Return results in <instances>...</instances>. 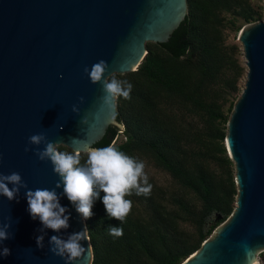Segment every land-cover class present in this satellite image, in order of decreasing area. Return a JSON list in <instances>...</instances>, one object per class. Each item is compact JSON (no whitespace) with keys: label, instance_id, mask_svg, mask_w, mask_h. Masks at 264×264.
Returning <instances> with one entry per match:
<instances>
[{"label":"water","instance_id":"95a60500","mask_svg":"<svg viewBox=\"0 0 264 264\" xmlns=\"http://www.w3.org/2000/svg\"><path fill=\"white\" fill-rule=\"evenodd\" d=\"M187 0H0V172L17 171L29 189L53 188L59 177L49 160L41 161L29 145L32 134L70 149L95 147L109 125L122 124L114 106L102 105V84L84 72L103 59L112 73L138 67L146 42H165L184 19ZM246 66L243 86L226 123L225 146L234 163L237 187L231 213L179 264H261L264 248V18L237 33ZM84 97L81 103L79 97ZM79 113L72 111V106ZM88 122L81 123L83 117ZM97 148V147H96ZM83 151V150H82ZM84 152V151H83ZM11 186V185H10ZM26 189L9 201L0 195V222L10 223L11 255L0 264H65L52 253V235L63 238L86 228V221L61 195L70 227L46 230L44 247L36 237L40 221L27 211ZM63 193V188L57 189ZM87 230V228H86ZM89 236V235H88ZM75 264H90V239ZM89 244V245H88ZM88 248V251H87Z\"/></svg>","mask_w":264,"mask_h":264},{"label":"trees","instance_id":"16d2710c","mask_svg":"<svg viewBox=\"0 0 264 264\" xmlns=\"http://www.w3.org/2000/svg\"><path fill=\"white\" fill-rule=\"evenodd\" d=\"M261 16L250 0H187L167 41H147L136 69L107 77L127 80L132 89L129 99H116L122 127L109 125L94 146L112 145L168 178L160 183L144 170L151 190L126 196L132 207L123 222L108 216L101 191L85 220L90 264H179L231 213L237 187L224 140L246 66L226 29L238 32ZM119 133L123 139L114 142ZM111 226L123 234L110 235Z\"/></svg>","mask_w":264,"mask_h":264},{"label":"clouds","instance_id":"9594fccd","mask_svg":"<svg viewBox=\"0 0 264 264\" xmlns=\"http://www.w3.org/2000/svg\"><path fill=\"white\" fill-rule=\"evenodd\" d=\"M108 71L109 64L103 59L94 63L90 70L87 66L84 68V72L93 84H102L104 94L100 100L102 105L111 109L118 97L130 98L132 84L115 76L109 81L105 75ZM79 100L82 103L84 97H79ZM72 111L79 113V108L73 105ZM87 122V117H83L81 123ZM73 143L85 146L83 149L74 147L72 152L60 151L56 147V142L49 141L43 132L32 134L28 138L29 145L43 144L44 147L31 149L26 146L25 152L34 151L39 160H49L53 165V171L59 177L55 187L51 189L32 190L28 188L19 172L12 171L10 174L0 172V195L9 201H18L21 188L26 189L27 211L33 220L38 219L41 223L38 229L40 235L36 237L39 248L44 247L47 229L60 233L61 230H67L70 227L71 213L66 206L61 205V195L66 196L76 212L87 220L93 215L92 208L102 191L104 193L102 202L108 216L123 222L132 207V201L126 199V196L131 195L133 189L136 190L137 195H146L151 190V184L148 183V177L144 172L143 161L119 151L112 145L96 148L86 145L85 141L76 139H73ZM82 150L86 158L82 157ZM61 187L63 193H58L57 189ZM10 227V223L0 222V257L11 255V249L3 244L5 240L13 238L14 234L9 232ZM108 231L114 236L123 234V229L119 227L111 226ZM89 239L86 228L70 233L66 239L61 235H52L48 241L49 250L64 258L65 264H75V261L80 259L86 251L81 242L89 241Z\"/></svg>","mask_w":264,"mask_h":264},{"label":"rangeland","instance_id":"374dc122","mask_svg":"<svg viewBox=\"0 0 264 264\" xmlns=\"http://www.w3.org/2000/svg\"><path fill=\"white\" fill-rule=\"evenodd\" d=\"M250 1L254 5L260 6V11L262 12V16L260 19H263L264 18V0H250ZM241 22H242V20L239 19L237 23L239 24ZM252 22H254V21H252ZM248 23H251V22H248ZM248 23H244L243 25H246ZM226 33H227V37H226L227 42H236L239 45H241L239 40L237 39V33L238 32H236L234 29H232L229 26V28L226 29ZM241 49H242V47H241ZM241 58L243 59V52H242ZM243 81H244V78L240 81L241 87L243 86ZM121 139H123V136L121 135V133H119L118 135L115 136V139L113 141L118 142ZM144 170L151 173L160 183H164L167 181L168 174L166 172L162 171L161 169L155 168L151 165H147L146 169H144ZM260 252L264 255V248ZM260 252L258 254V260L261 264H264L263 256L260 255Z\"/></svg>","mask_w":264,"mask_h":264}]
</instances>
